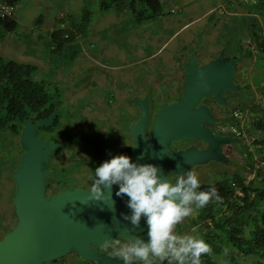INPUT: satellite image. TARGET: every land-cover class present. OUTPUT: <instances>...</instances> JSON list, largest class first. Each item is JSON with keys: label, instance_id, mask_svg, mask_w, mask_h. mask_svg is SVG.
<instances>
[{"label": "rangeland", "instance_id": "1", "mask_svg": "<svg viewBox=\"0 0 264 264\" xmlns=\"http://www.w3.org/2000/svg\"><path fill=\"white\" fill-rule=\"evenodd\" d=\"M1 1L4 0H0L3 3ZM129 1L18 0L12 5L17 24L14 30L2 32L0 36V59L37 66L34 78L57 84L61 91L60 126L50 134L44 131L38 133L42 140L57 144L46 167L51 172L45 180L48 194L68 187L90 186V176L97 163L95 158L102 136L108 134L113 140L124 141L126 123L132 116L136 117L133 110L131 117L127 119L125 109L128 105L136 104V99L151 87L160 92L170 86L168 83H180L186 70V58L182 60L184 56L181 57L180 53L197 52V63H205L215 56L219 48L227 49V44L230 46L235 39L239 40L244 36L241 41L247 44V51L250 50L254 57L247 58L245 63L250 70L249 74L247 71L246 79H249L248 87L252 94L250 100L243 103L264 104V54L255 52V42L248 36L250 29H259L262 32L260 36L264 37L262 5L241 6L239 0H159L164 17L177 19V24L173 23L171 26L172 23L163 17L157 20L144 19L145 12L140 20H136L135 13L145 10L146 6L130 7ZM104 5L107 6L105 10ZM210 17L221 18L222 25L220 23L217 27L213 26L216 21H211ZM198 18L200 20L193 22ZM55 19L66 21L75 30L81 29L85 35L81 34L75 39L68 55L61 51L51 58L46 44L48 29ZM223 21L226 23L225 27ZM82 24L83 28L80 27ZM57 26L61 29L68 27H61L60 24ZM219 32L222 35L220 39ZM173 33L176 35L171 38ZM36 37L40 38L36 40ZM230 50V47L226 50L228 54L231 53ZM46 55L50 59L47 60ZM37 57L43 59L42 62ZM107 72L114 74L115 80L110 78L114 83L106 84ZM111 85L116 88L109 91ZM93 95L96 103L89 100ZM87 103L98 106L95 109L97 111L90 113L89 109L81 114L79 108ZM234 105L224 110L230 113ZM56 108L57 113L59 108ZM99 108L103 110H98ZM112 113L117 114L119 120L117 131L113 133L109 127ZM88 115L89 118L86 117ZM251 135L256 137L254 133ZM3 136H0V209L8 211V218L3 224L0 223V235L15 226L11 206L14 195L13 171L8 162L11 161L10 151H13V155L17 152L15 164L22 153L19 136ZM246 148L247 156L239 162H223L221 166L209 162L191 170L197 174L200 184L209 185L219 180H228L233 175L245 177L248 182L256 178L258 166L263 164L251 144ZM87 152L90 159L96 161H85ZM221 172L226 174L221 175ZM54 188L56 189L53 190ZM196 220L191 216L185 217L175 226L174 233L181 228L178 231L181 236H200L199 231H196ZM238 258V264H254L257 260L264 262V258L257 256ZM60 261L61 259L58 260L59 263ZM136 262L138 261L133 263ZM219 264L231 262L219 259Z\"/></svg>", "mask_w": 264, "mask_h": 264}, {"label": "water", "instance_id": "2", "mask_svg": "<svg viewBox=\"0 0 264 264\" xmlns=\"http://www.w3.org/2000/svg\"><path fill=\"white\" fill-rule=\"evenodd\" d=\"M196 55L191 52L186 57L181 98L170 104L162 102L147 136L144 135L148 122L147 96L136 99L140 116L129 126L134 143L131 158L138 164L157 166L161 179L167 178L166 170L177 175L194 164L209 160L226 162L219 145L234 140L215 136L204 127L216 119L200 102L212 95L217 103L224 105L221 93L238 89L233 83L238 63L236 56H224V49H221L214 59L198 64ZM56 110L55 106L46 119L32 122L24 118L22 122L19 134L22 153L12 175L16 224L0 240V264H45L71 252L96 264H123L119 258L97 249L119 238L130 242L129 238L134 235L147 240V226L143 217L138 227L123 219L122 214H130V209L126 196L115 195L116 185L112 186L111 200L99 202L90 199L84 188H67L45 195V180L51 174L46 167L57 144L42 140L38 133L52 126ZM195 139L207 143V148L199 151L191 146L175 152L170 147L173 142ZM101 151L103 157L99 164L114 156L108 136H105ZM103 193L109 194L107 189H103Z\"/></svg>", "mask_w": 264, "mask_h": 264}, {"label": "trees", "instance_id": "3", "mask_svg": "<svg viewBox=\"0 0 264 264\" xmlns=\"http://www.w3.org/2000/svg\"><path fill=\"white\" fill-rule=\"evenodd\" d=\"M16 1L18 0H4L3 2L14 5ZM257 1L258 5H262L264 9V0ZM128 4L130 7L146 6L145 10L136 13L133 11L136 20H140L144 12L146 13L144 19L149 20H157L165 16L159 0H130ZM106 8L107 6L104 5L103 10ZM16 24L15 19H3L0 20V29L9 33L16 28ZM80 27L83 28V24ZM260 33L262 32L259 29H250L248 36L255 42V51L264 54V37L260 36ZM81 34L85 35L81 29L75 30L71 26L52 31L46 44L50 57L52 58V55L61 53V51H65L68 55L72 43ZM252 57L254 55L249 51L248 58ZM37 71L38 67L33 64L0 59V136L8 137L9 134L12 137H18L24 118L32 122L46 119L55 106L59 109L52 126L42 128L40 131L50 134L60 126L62 101L59 97H61V91L57 84L34 78ZM249 110L253 116L246 133L256 135L252 146L263 165L258 166L259 171L256 178L248 182L245 177L233 175L228 180H219L211 185L201 186L198 190L207 191L209 187L214 186L221 197L219 202L215 199L210 200L201 209L196 220L198 223L196 231H199L200 236H195L203 239L212 249L210 255L201 256V264H219V259L238 264V257L264 258V104L261 106L251 104ZM10 152L11 161L8 165L10 164V170L12 168L14 171L17 164H15V159L18 155L17 152L14 155L13 151ZM232 183L241 188L243 197L235 196L236 198L231 202ZM227 247L230 249L228 250ZM154 264H160V262L156 261ZM163 264H167V261ZM254 264H264V262L257 260Z\"/></svg>", "mask_w": 264, "mask_h": 264}, {"label": "clouds", "instance_id": "4", "mask_svg": "<svg viewBox=\"0 0 264 264\" xmlns=\"http://www.w3.org/2000/svg\"><path fill=\"white\" fill-rule=\"evenodd\" d=\"M254 105L261 106L258 102ZM241 106L238 108L243 111ZM251 122L252 119L249 124L244 122L245 132ZM133 146L134 143L130 147ZM157 173L158 168L152 163L138 164L127 155H115L92 170L90 186L84 190L90 194V199L99 202L111 200V189L116 185L115 195L126 196L130 209V214H122L123 219L138 227L143 217L147 240L136 235L129 238L130 243L115 252L123 264H134V261L140 264L156 261L160 264L164 261L167 264H201V256L212 253L211 246L193 235H177L173 229L185 217L196 215V210L204 208L210 200L219 202L218 190L211 186L207 191H198L200 181L192 170L177 174L174 183L167 178L161 179ZM103 189L108 190L107 196Z\"/></svg>", "mask_w": 264, "mask_h": 264}, {"label": "flooded vegetation", "instance_id": "5", "mask_svg": "<svg viewBox=\"0 0 264 264\" xmlns=\"http://www.w3.org/2000/svg\"><path fill=\"white\" fill-rule=\"evenodd\" d=\"M218 52L215 54V56L209 58L206 62L214 59L217 56ZM238 55L239 54L237 52L235 53V51H233V50H232V52L230 54H228L227 51H225V49H224V56H229V57L236 56V60L238 61L237 70H236V73H235L234 79H233V83L238 87V89L235 90V91H228V92H222L221 93L222 97L225 100V104L224 105L217 103L214 100V98L212 97V95H209V96L203 98L201 100V102H200V104L205 105L208 108V110L211 113L212 117L214 119H216V121H214L212 123L205 124L204 127L209 128L211 130V132L215 136H218V137L220 136V137H226V138L234 139L233 141H230V142H228L226 144H220L219 145L222 155L226 157V163L225 164H228V163L232 164L234 160L239 162L240 159H242L244 156H247V153H246L247 151L245 152L246 149H244L245 147L243 145L242 140L239 139V138L234 137L227 130L229 124L232 123V119L230 117V113L231 112L229 113V111L224 110V108H226V107L229 108L231 105H234V104L235 105H234V107L232 109H234L235 107L241 106L242 104H244L243 102L250 100L249 98L251 97V94H252V92L250 90V87H248V80L249 79H246L247 78L246 77L247 71H248V74H249V71H250L249 67H247V65H244V66L240 65V63H242L241 59H243L242 56L245 57V63H246V60L248 58V51L245 52L244 55L243 54H240L239 56ZM200 64H204V63H200ZM186 70H187V66H186ZM186 70H185V73H186ZM185 73H184V75H185ZM104 74H101V75H104ZM106 75H107V78L105 77L106 78L105 79L106 84H108L110 82L114 83V81L110 80V78H113L115 80L114 74H111V73L107 72ZM184 75H182V77L180 78V83L179 84L178 83L177 84L176 83H174V84L173 83H168V84H170V86L168 85L167 87L162 89V91H160V92H158L156 89L151 87L149 89V91H147V92L145 91V92L142 93L140 98H143L144 96H147V102H148V122H147V125H146L145 130H144V135L145 136H147L149 134L150 130L152 129V127L154 125V115L161 108L162 102H166L167 104H170V103L177 102L181 98V96H182V80H183ZM158 82H160V81H158ZM93 87H95V86H93ZM114 88H116V87L111 85V87H109L108 90L109 91L110 90H114ZM89 100H92V102L96 103L94 101L95 100V96L94 95ZM97 107L98 106H96L94 104L89 105L87 103V105L82 104L79 109H80V113L81 114L83 112L89 110V109H90L89 111L91 113V112L97 111V110H95ZM98 110H103V109L99 108ZM125 110H126L125 112H126V115H127V119L131 117V112L133 110H135V112H136V114H135L136 117L132 116L131 120L127 121V123H126V127H125L126 130L123 129V130H125L126 139H124V141H119L118 142L116 139L113 140L112 136H110L108 134H105L104 136H102V141H101V143L98 146V150H97V153H96L97 157L95 158V159H97V161L96 160H91L90 156H88V152L86 154V160L85 161H87V162L96 161L97 162L96 166L99 165V162H100L101 158L103 157L102 151H101V147H102V145L104 143L105 136H108L109 139H110V145H111V148H112V150L114 152V156L115 155L124 154V155H127V156L131 157V148L132 147H130V146L132 144V141H131V136H130V132H129V126H130L131 123L136 122V120L139 118L140 110H139V107H138L137 104H134V105L133 104H129L127 109H125ZM104 111H105V109H104ZM127 112H129V113H127ZM90 115H88L86 117L89 118ZM108 119H109V117H108ZM118 121H119L118 120V116H117V114L115 115V113H114L112 118H111V123L109 124L110 130H111L112 133L114 131H117L116 127H117ZM88 143H89V141H88ZM84 144H85V141H84ZM114 145H115V147H114ZM191 146H194L197 150L201 151V150H205L208 145H207V143H205V142H203L201 140H198V139H195L193 141L183 140V141L173 142V143L170 144L171 149L173 151H175V152L178 151V150H184V149H186L188 147H191ZM83 156H84V152H83ZM209 162L215 163L216 165H220V166L223 165L221 162H217V161H214V160H209V161H207V162H205L203 164H207ZM203 164H194L188 170H191L193 167H195L197 165H203ZM236 164H238V163H236ZM166 173H167L168 182L174 183L175 180L177 179V175L172 174L169 170H166ZM224 174H226V173L221 172V175H224ZM209 185H211V184H209ZM12 186L14 188V189H12V192L15 195L14 183H12ZM201 186H207V185L200 184V187ZM73 188H84V189H87L88 187H79V186H74V187H71V188L68 187V189H73ZM54 189H56V188H54ZM65 189H67V188H65ZM62 190H64V189H62ZM48 191L49 190H48L47 184H45V195L46 196H49V195L52 194V193L48 194L47 193ZM59 191H61V190L54 191V193H57ZM14 195H13V197H14ZM0 206H2V205L0 204ZM11 206H12V200H11ZM12 208H13V206H12ZM12 211H13V209H12ZM200 211H201V209L196 210V215L191 216V218L192 219L198 218V216L200 214ZM13 216L15 218L14 212H13ZM7 218H8V211H6L5 208H1L0 209V223L3 224L7 220ZM15 224H16V218H15L14 225ZM180 229H177L175 231V233L177 235H179L178 231H181ZM6 233H8V232L1 233L0 240L3 238V236ZM128 243H130L128 240H123V239L119 238V239H115L112 242L108 243L105 247L97 249V250L100 251V252H103V253H105V254H107L109 256L117 257L115 255V252L118 251V249L121 246L126 245ZM60 259H61V261L59 263L58 260H60ZM45 264H96V263L95 262L85 261L78 254H76L74 252H71V253H68L67 255H65L64 257H61L59 259H56L54 261H51V262L45 263Z\"/></svg>", "mask_w": 264, "mask_h": 264}, {"label": "built area", "instance_id": "6", "mask_svg": "<svg viewBox=\"0 0 264 264\" xmlns=\"http://www.w3.org/2000/svg\"><path fill=\"white\" fill-rule=\"evenodd\" d=\"M239 2L243 6H254L257 4V0H239ZM14 13H15L14 7L12 5H9L5 2L0 3V20L14 17ZM243 114H244L243 111L238 107H235L234 109H232V111L230 113L232 123L229 124L227 130L234 137L241 139L244 147L246 148L250 144L252 145V142H253V139L255 138V136L249 135L245 132V130H244V119H243L244 115ZM231 187L233 190V197L231 199V202L236 197H243V192H242L241 188L238 187V185L232 183ZM134 264H140V262H136Z\"/></svg>", "mask_w": 264, "mask_h": 264}, {"label": "crops", "instance_id": "7", "mask_svg": "<svg viewBox=\"0 0 264 264\" xmlns=\"http://www.w3.org/2000/svg\"><path fill=\"white\" fill-rule=\"evenodd\" d=\"M1 2H3V1H1ZM240 4V3H239ZM219 6V5H218ZM241 6H243V5H241ZM218 9H220L219 7H218ZM236 12H234V14H235ZM14 17H15V14H14ZM14 17H13V19H14ZM164 19H166L169 23H172V25L171 26H173V23H176L177 24V19H175V18H173V19H171L170 18V16H168V17H163ZM211 18V21H216V24H214L213 23V26H215V27H217V26H219V24L221 23V18H216V17H210ZM10 19V18H9ZM198 20H200V18H198V19H196V20H193V22L194 21H198ZM16 21V20H15ZM192 22V21H191ZM223 23H224V27L226 26V23H225V21H223ZM58 24H60L61 25V27H67L68 26V24H67V22L65 21V22H63L62 20H59V21H57L56 19H55V22L53 23V25L48 29V34H50L52 31H54V30H57V29H61V28H59L57 25ZM221 25H222V23H221ZM34 26V25H33ZM185 26V24L184 25H182L181 27H180V29H182L183 27ZM38 27V26H37ZM2 32H4V31H2L1 29H0V36H1V34H2ZM4 33H7V32H4ZM177 33V32H176ZM176 33H173V34H171V38L172 37H174L175 35H176ZM218 36H219V39L221 38V33L219 32L218 33ZM244 37V36H243ZM243 37H241L239 40H238V38L237 39H235L233 42H232V44L230 45V46H228V44H227V49H225V51L226 50H228L229 49V47L231 48V50H230V52H232V50H234L235 51V53L237 52L239 55L240 54H243L244 55V53L245 52H247L246 50H247V44H245V42H243V41H241L242 40V38ZM40 37H36V40H38ZM169 39V38H168ZM238 40V41H237ZM153 41H155V40H153ZM247 43H249L248 41H247ZM232 45H234V46H236V47H233ZM41 47H43V45H40ZM44 48V47H43ZM40 49V48H39ZM245 49V50H244ZM220 50V48L217 50V52ZM242 50H244V52L242 51ZM250 51V50H249ZM248 51V52H249ZM46 52V51H45ZM184 54H182V53H180V55H181V57H182V55L184 56L183 58H181L182 60H185V58L190 54V53H185V52H183ZM197 53V52H196ZM46 54H47V52H46ZM238 55V56H239ZM46 57H47V60L48 59H50V57H48V55H46ZM243 57V59H241L242 60V63H240V65H242V66H244L245 65V57L244 56H242ZM38 58V57H37ZM39 59V61H41L42 62V60L43 59H41V58H38ZM44 59H46V58H44ZM244 61V62H243ZM181 65V64H180ZM241 107H243L242 109H243V111H244V122L246 123V124H249V121L252 119V116H253V114L250 112V107H251V104H242V106Z\"/></svg>", "mask_w": 264, "mask_h": 264}]
</instances>
